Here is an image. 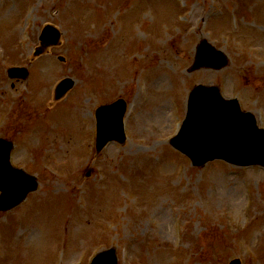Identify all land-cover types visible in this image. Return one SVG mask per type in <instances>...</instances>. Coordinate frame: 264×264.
Returning a JSON list of instances; mask_svg holds the SVG:
<instances>
[{"label": "rangeland", "instance_id": "obj_1", "mask_svg": "<svg viewBox=\"0 0 264 264\" xmlns=\"http://www.w3.org/2000/svg\"><path fill=\"white\" fill-rule=\"evenodd\" d=\"M180 1L0 0V137L39 181L0 211V264H88L110 247L118 264H264V169L193 166L167 140L197 83L264 128V0ZM48 23L60 43L31 60ZM202 40L223 67H191ZM13 65L28 75L10 78ZM119 97L125 143L88 149L94 109Z\"/></svg>", "mask_w": 264, "mask_h": 264}, {"label": "water", "instance_id": "obj_2", "mask_svg": "<svg viewBox=\"0 0 264 264\" xmlns=\"http://www.w3.org/2000/svg\"><path fill=\"white\" fill-rule=\"evenodd\" d=\"M59 37L58 31L48 25L44 28L42 34V47L38 48L35 54L41 52L43 46L57 43ZM211 52V53H209ZM225 63V59L221 52H215L208 48L205 43L199 46L198 60L194 67L204 64L220 67ZM11 76H24L25 69L12 68L9 70ZM72 81L69 79L63 80L58 86L56 98L61 96L70 86ZM213 100L219 101L215 104ZM112 105L100 107L97 111L98 117V149L110 139H120L118 133L109 134L107 128L110 123L109 115L112 113ZM117 105V104H115ZM123 110V109H122ZM122 110L118 117H115V125L119 124ZM246 118V120L244 119ZM214 124H218L214 126ZM118 127V126H117ZM231 129V132L237 137L230 140L232 147H223L222 142L228 140L230 136L223 135L225 129ZM245 139V150L256 151L248 153L247 159H239L230 156L225 152H234L236 149L243 147ZM211 143H217L218 147L210 146ZM174 144L189 154L195 164H203L207 159L223 157L236 164L258 163L264 164V130H260L255 126L253 117L249 113H241L236 100H224L219 95L216 87L205 88L203 86L196 87L190 94L189 111L187 119L182 127V130ZM221 144V147L219 146ZM0 145L5 147L7 151L9 145L0 139ZM209 151H213L210 152ZM5 156H0V175L7 168ZM3 176L0 179V184L4 186L3 193L0 197V208H8L9 206L19 202L28 189L36 187L35 180L21 172L13 180H7ZM26 180L24 183H22ZM26 189L25 192H23ZM100 259V258H99ZM230 264H239L238 260L231 261Z\"/></svg>", "mask_w": 264, "mask_h": 264}, {"label": "bare ground", "instance_id": "obj_3", "mask_svg": "<svg viewBox=\"0 0 264 264\" xmlns=\"http://www.w3.org/2000/svg\"><path fill=\"white\" fill-rule=\"evenodd\" d=\"M226 80H228V78H226Z\"/></svg>", "mask_w": 264, "mask_h": 264}]
</instances>
